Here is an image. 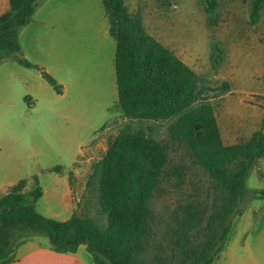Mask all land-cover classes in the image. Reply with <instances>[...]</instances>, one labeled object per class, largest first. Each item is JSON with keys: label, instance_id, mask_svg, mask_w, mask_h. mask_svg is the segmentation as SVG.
Returning a JSON list of instances; mask_svg holds the SVG:
<instances>
[{"label": "rangeland", "instance_id": "374dc122", "mask_svg": "<svg viewBox=\"0 0 264 264\" xmlns=\"http://www.w3.org/2000/svg\"><path fill=\"white\" fill-rule=\"evenodd\" d=\"M251 2L219 0L216 13L208 16L202 0H126L130 14L140 17L147 32L198 77L189 104L167 118L143 124L152 126L155 137L167 144L168 159L151 202L152 234L136 255V264H183L176 246L175 217L189 203L201 205L203 221L189 233L196 245L203 241L212 204L220 195L187 147L169 138L168 127L177 116L209 102L224 144L244 142L258 130L264 133V9L259 23L250 25ZM8 3L0 0V14ZM105 13L102 0H41L31 23L21 28L18 57L51 71L63 86L61 94L38 70L14 58L0 61V158L20 164L21 176L27 179L25 192L34 187V176L43 190L50 191L47 199L36 204L42 215L63 210L71 175L74 212L101 226L106 218L95 185L86 189L87 180L92 164L130 122L114 106L117 95L108 84L106 69L115 53V40L107 33ZM214 40L225 50L217 70L209 61ZM57 166L60 172L53 171ZM177 168L182 170L180 178L174 175ZM262 188L264 157L246 180V205L232 226L240 220H257L264 200L255 199L253 192Z\"/></svg>", "mask_w": 264, "mask_h": 264}, {"label": "trees", "instance_id": "16d2710c", "mask_svg": "<svg viewBox=\"0 0 264 264\" xmlns=\"http://www.w3.org/2000/svg\"><path fill=\"white\" fill-rule=\"evenodd\" d=\"M41 0H9L0 15V61L14 58L40 72L46 82L62 93V86L43 68L18 57L19 33L30 24ZM208 16L216 13L219 0H202ZM116 40L115 73L118 106L130 122L110 143L105 154L91 166L86 189L95 185L106 225L76 212L66 221L41 215L36 208L43 195L37 176L34 187L25 192L20 181L0 198V261L7 259L21 239L46 237L53 251L74 253L87 247L95 264H136L152 234L151 202L159 187L168 159V146L159 141L145 120L167 118L189 104L198 84L196 73L173 51L151 36L140 17H133L126 0H102ZM264 0H252L249 23H259ZM225 60L219 40L210 47V66L217 70ZM133 122L140 124L133 127ZM169 138L193 154L195 162L209 176L219 196L203 232L194 245L189 233L198 229L204 210L200 204L185 205L175 217L176 246L183 264H212L220 255L233 220L246 205V180L264 157V133L255 131L249 139L233 145L223 143L214 108L201 102L182 111L168 127ZM53 171L60 172V167ZM182 176L181 168L174 172ZM71 179V175L69 177ZM264 200V188L253 192Z\"/></svg>", "mask_w": 264, "mask_h": 264}, {"label": "crops", "instance_id": "0c3cea01", "mask_svg": "<svg viewBox=\"0 0 264 264\" xmlns=\"http://www.w3.org/2000/svg\"><path fill=\"white\" fill-rule=\"evenodd\" d=\"M8 8L9 3L6 11L8 10ZM107 33L115 40V38L110 34L109 20ZM115 55L116 40L115 53L114 56L111 55L108 60V67L106 69V72L108 76V84L112 88V91L114 88L115 93L117 95V101L115 102L114 106L119 107L118 87L115 73ZM48 72L50 75L52 74L51 71L48 70ZM58 84L60 83L58 82ZM77 163L78 161L75 164ZM22 180L27 181V179H24L21 176L20 164H13L12 160L10 159L0 158V198L8 194ZM49 196L50 191L43 190V195L41 199H47ZM73 199V189L71 187L68 177L67 191L65 193L63 202V210L58 213L52 212L51 214H48L49 211H45L48 215L43 216L61 222L68 220L74 213ZM64 213H68L67 217L60 218V216ZM0 264L95 263L93 262L91 255L88 253L87 247L84 245L80 246L78 250L74 253H58L52 250L48 239H44L42 237H29L16 242L11 255L7 259L0 261ZM212 264H264V211L259 214L257 220L255 221H252V219L240 220L239 222L234 223L226 239V242L222 247L219 257Z\"/></svg>", "mask_w": 264, "mask_h": 264}]
</instances>
